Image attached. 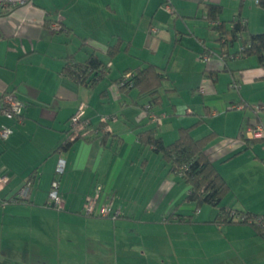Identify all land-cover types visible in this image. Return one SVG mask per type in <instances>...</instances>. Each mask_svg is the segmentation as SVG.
Here are the masks:
<instances>
[{"label":"crops","instance_id":"obj_1","mask_svg":"<svg viewBox=\"0 0 264 264\" xmlns=\"http://www.w3.org/2000/svg\"><path fill=\"white\" fill-rule=\"evenodd\" d=\"M163 1L31 0L0 9V103L11 94L22 104L19 118L0 113V127L12 129L0 141V176L9 178L0 202L31 184L25 198L0 205V251L10 224L16 263L264 264L256 226L218 220L221 208L264 218V138L242 135L264 128V112L255 111L264 105V64L255 56L219 59L208 6L219 7L225 28L242 19L252 35L264 31V10L254 0H171L170 15ZM91 57L106 68L93 85L66 73L67 64ZM148 64L165 75L153 97L119 89L123 73ZM80 104L93 127L108 116L109 130L63 146ZM147 104L163 116L160 126L149 121ZM181 128L194 139L211 135L205 155L227 185L204 213L186 201L184 179L137 137L154 129L170 144ZM59 159L62 210L47 206ZM96 185L115 219L84 214Z\"/></svg>","mask_w":264,"mask_h":264},{"label":"trees","instance_id":"obj_2","mask_svg":"<svg viewBox=\"0 0 264 264\" xmlns=\"http://www.w3.org/2000/svg\"><path fill=\"white\" fill-rule=\"evenodd\" d=\"M164 2L165 0L163 3ZM257 4L264 10V0H257ZM208 9V19L211 23V29L217 32V41L221 48V52L218 54L219 59L223 61L228 57L255 56L259 63L263 65L264 31L255 35L248 34L245 22L242 19L232 21L230 29H227L225 28V25H223V22L218 23L216 21L217 15L220 12L219 7L209 5ZM234 43H239L240 48L234 55L227 54V48ZM211 54L212 53L209 54V52L203 53L201 57L204 59L205 57L207 58L211 56ZM65 71L78 83L83 85H93L103 77L106 68L105 66L103 67L101 62L95 57H91L84 64H67L65 66ZM126 73H130L129 78L123 82V76ZM126 73H123L115 81L118 86L120 82H123V85L120 86L119 89L126 90L137 87L141 93H144L149 97H153L157 93V89L165 78L163 72L151 64L137 69L135 72ZM236 84L237 83H234L233 86ZM150 105L151 104H147V106H144V110L148 107L147 110L152 112ZM91 128L98 132L100 131L101 126H91ZM137 137L142 145L150 146L154 152L161 154L162 158L169 164L174 173L177 174V172L182 170L181 177L188 184L186 201L193 203L195 209H198L202 205L217 207L220 204L222 198L227 192V185L217 174L212 163L205 155L206 145L211 138L210 134L194 139L190 135L189 128H181L178 137L170 144H164L162 139L156 136L154 129L142 131L138 133ZM68 143L70 142L66 140L63 143V146ZM230 211L231 210L229 209L221 208L218 214V220H222V222H233L234 220L230 216ZM256 227L261 234L259 227Z\"/></svg>","mask_w":264,"mask_h":264},{"label":"built area","instance_id":"obj_3","mask_svg":"<svg viewBox=\"0 0 264 264\" xmlns=\"http://www.w3.org/2000/svg\"><path fill=\"white\" fill-rule=\"evenodd\" d=\"M31 0H0V9H8L12 8L18 5H23ZM257 2V0H254ZM162 9L166 11L167 13L172 15V7H171V1L165 0V2L162 5ZM52 29L54 30H60V26L58 24H54L52 26ZM206 59V57L204 58ZM130 73H126L123 76V82L124 80L129 78ZM123 82H120V86L123 85ZM235 87H238V85H234ZM85 106L83 104H80L74 114L69 119V131H68V137L67 140L69 142L74 141L77 138H88L92 137L91 135H94L96 130L92 129L90 126L89 119L85 118ZM148 107H146L145 112L148 116V119L150 122L155 123L157 126L161 125L162 122V115H156L152 112H149L147 110ZM233 108H236V106H233ZM256 112H264V105H258L255 107ZM0 113L7 116V117H20L22 114V104L17 101V99L9 94L6 95L1 103H0ZM110 118L108 116H99L98 121L99 125L105 127V125L108 124V121ZM114 120V119H112ZM104 130H109L107 127L104 128ZM12 133V129L10 127L1 126L0 127V141L6 140ZM93 133V134H92ZM244 137L251 139V140H257V139H263L264 138V128L262 125L257 124L253 126L247 127L242 134ZM63 165L64 161L62 159L58 160L57 166L55 168V177L51 182V188L48 193V202L47 206L52 207L56 210H62L64 200L62 196L58 192V176L63 171ZM179 176H182V170L177 172ZM9 178L6 176H0V190L3 189V187L8 183ZM31 184L29 181L25 182L23 187L18 192L17 196H14L9 201H1L0 205L4 206L10 202H17V200L23 199L27 196L29 188ZM102 187L100 185H96L94 189V193L88 197L85 198V203L83 204V212L84 214L88 216H98L102 218H110L115 219L118 216V212L115 211L112 208V203L110 200L101 201L102 196ZM230 216L233 220L238 222H247L249 224H253L259 227L261 231V235L264 238V218L259 216H253L248 215L246 213H236L234 211H230Z\"/></svg>","mask_w":264,"mask_h":264},{"label":"rangeland","instance_id":"obj_4","mask_svg":"<svg viewBox=\"0 0 264 264\" xmlns=\"http://www.w3.org/2000/svg\"><path fill=\"white\" fill-rule=\"evenodd\" d=\"M205 206H207V207H205ZM205 206L204 205H203V207L201 206L203 213L206 209H212L208 205H205ZM199 208L195 209L196 213L199 212ZM9 225L7 227H5V229L3 231L4 236H3V245H1L2 250L0 251V264H19V263H16L14 261L15 259L12 257L13 255L15 256V252H11V251L15 248L13 246V242L16 241L17 237L13 235V233L11 231V227ZM199 264H200V262H199Z\"/></svg>","mask_w":264,"mask_h":264}]
</instances>
